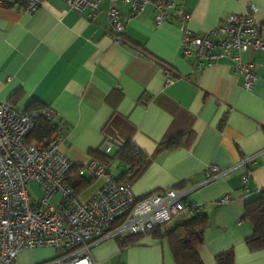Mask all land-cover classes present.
Masks as SVG:
<instances>
[{"label":"crops","instance_id":"0c3cea01","mask_svg":"<svg viewBox=\"0 0 264 264\" xmlns=\"http://www.w3.org/2000/svg\"><path fill=\"white\" fill-rule=\"evenodd\" d=\"M172 1L192 14L188 26L199 33L252 6L264 45V0ZM119 10L125 16L130 6L119 3ZM86 13L69 10L65 0H43L30 13L19 0L0 6V102L25 113L51 109L60 149L76 166L102 152L107 141L114 144L111 154L116 144H135L152 156L130 184L137 197L179 188L204 205V264H218L217 256L230 249L234 264H264V248L250 249L253 227L242 220L246 202L264 190V49L243 54L257 77L246 90L228 60L199 70L185 59L178 22L156 25L152 4L126 22L122 44L107 33L106 2L93 20ZM166 68L173 70L172 84ZM180 135L185 145L156 153ZM210 165L223 173L208 181ZM125 170L118 161L109 166L116 178ZM246 173L248 191L241 181ZM102 182L95 179L81 198ZM227 195L230 202L222 203ZM91 256L97 264H176L167 238L150 234L126 247L116 237L105 239Z\"/></svg>","mask_w":264,"mask_h":264},{"label":"built area","instance_id":"2783aa9c","mask_svg":"<svg viewBox=\"0 0 264 264\" xmlns=\"http://www.w3.org/2000/svg\"><path fill=\"white\" fill-rule=\"evenodd\" d=\"M7 1L0 0V6ZM19 1L21 10L27 13L43 3V0ZM105 2L109 18L107 33L116 44L125 42L126 22L152 4L156 25L171 20L178 22L182 56L197 69L228 60L242 78V88H253L257 79L255 65L244 61L243 54L251 49H264V45L255 18L256 9L252 6L199 33L188 26L192 14L172 0H65L69 10L87 11L89 20L98 15ZM119 3L130 6L129 14L121 15ZM172 73L171 68L165 69L167 84L175 81ZM41 116L55 120L49 108L25 113L0 102V264H18L21 252L39 247H51L56 255L38 264H97L91 256V249L97 243L125 234H145L204 209L203 204L189 198V191L179 188L137 197L130 184L119 182L111 174L110 160L103 163L95 158L80 168L79 175L87 174L103 182L88 199H82L66 183L75 164L60 149L61 131L56 129L39 142L29 141L36 119ZM113 145V141L105 142L103 152L111 153ZM123 146L116 144L117 149ZM222 173L217 165L205 170L208 181ZM249 179L250 173L241 178L245 191L249 190ZM30 183L42 188L41 199L32 198L27 189ZM230 200L227 195L221 202ZM121 218L122 224L113 229Z\"/></svg>","mask_w":264,"mask_h":264},{"label":"trees","instance_id":"16d2710c","mask_svg":"<svg viewBox=\"0 0 264 264\" xmlns=\"http://www.w3.org/2000/svg\"><path fill=\"white\" fill-rule=\"evenodd\" d=\"M42 109L34 108V110ZM57 125L54 121H49L44 117H38L35 127L29 136V141L39 142L49 137ZM185 135L172 138L165 143L159 144L156 153L164 150H171L185 145ZM188 145V144H187ZM95 159L106 163L110 160L112 163L118 161L125 167L122 175L116 178L119 182L131 184L138 179L149 166L152 156L144 153L135 144L128 142L123 147L116 149L114 154H105L103 151L95 152ZM82 166L73 167L71 173L66 179L77 193H83L94 183L95 179L87 174L79 175ZM123 218L112 226L113 229L119 227ZM243 221L248 222L253 227V234L246 239L250 249L257 250L264 248V190L253 199L245 204ZM174 223V224H173ZM171 227L164 225L155 228L145 234H125L116 237L121 247L136 244L144 235L150 234L156 237L167 238L176 264H204L200 249L204 243L205 231L209 228V217L203 212V209L192 215L182 216L179 220L174 221ZM164 230H163V229ZM218 264H234L235 253L232 249L219 254L216 258Z\"/></svg>","mask_w":264,"mask_h":264},{"label":"rangeland","instance_id":"374dc122","mask_svg":"<svg viewBox=\"0 0 264 264\" xmlns=\"http://www.w3.org/2000/svg\"><path fill=\"white\" fill-rule=\"evenodd\" d=\"M117 166V164H116ZM115 166V167H116ZM113 168V167H112ZM114 173V169H112ZM28 192L33 199L39 200L43 197L42 188L36 183H30L27 186ZM58 198V196H57ZM56 255L55 249L51 247H39L35 249H27L21 252L18 256V264H38L52 260Z\"/></svg>","mask_w":264,"mask_h":264}]
</instances>
